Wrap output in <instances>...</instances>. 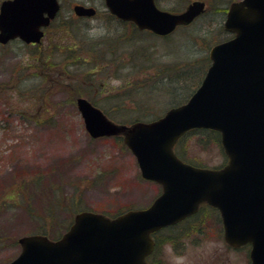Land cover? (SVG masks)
<instances>
[{"label":"water","instance_id":"water-1","mask_svg":"<svg viewBox=\"0 0 264 264\" xmlns=\"http://www.w3.org/2000/svg\"><path fill=\"white\" fill-rule=\"evenodd\" d=\"M108 10L140 29L168 34L204 10L193 1L180 12L159 9L154 0H104ZM59 9L57 0H5L0 5V42L19 37L38 42L42 26ZM77 15L93 7L74 5ZM225 30L233 33L209 50L205 75L188 98L156 120L131 124L110 120L86 98L76 106L92 137L121 135L143 178L162 186L146 208L117 217L81 211L57 240L41 234L21 236V252L6 264H147L150 232L195 212L201 202L219 209L224 238L231 245L251 243V264H264V0L230 4ZM220 133L227 163L196 167L173 152L188 129Z\"/></svg>","mask_w":264,"mask_h":264},{"label":"rangeland","instance_id":"rangeland-1","mask_svg":"<svg viewBox=\"0 0 264 264\" xmlns=\"http://www.w3.org/2000/svg\"><path fill=\"white\" fill-rule=\"evenodd\" d=\"M77 1L94 5L96 16L83 20L75 18L71 29L66 27L67 33L64 26L57 24L55 30H51L52 36L45 38L49 46L45 51L51 50V56L60 60L58 55L64 52L56 50L57 45L96 49L97 44L102 46V41L112 43L110 49L117 54V60L109 61L108 58L107 65H101L91 55L83 54L90 61L82 62L80 66L74 63L69 71L77 72L75 78L80 82L86 71L92 72L97 84L92 86L88 83L86 90L90 94L85 97H93L104 110L113 114L118 100L134 105L133 99H138L146 103L153 116L163 114L171 102L184 97L186 90L172 92L166 83L158 82L153 86L148 84L139 91H131L134 97L131 100L127 95L109 99L102 97L128 88L132 81L143 78L144 72L155 76L160 68L202 56L207 45L200 38H209V42L214 34L220 38L218 24L222 23V10L228 5L211 4L212 0H208L210 3L206 4V12L188 26L180 25L166 36L134 30L130 37V28L108 18L102 0H60L61 22L71 21L68 15L73 14L72 5ZM188 1L157 0V3L164 8L179 10ZM215 8L217 11H214ZM121 32L123 36H120ZM148 49L152 58L146 61L150 54L144 58L142 53ZM31 50L15 43L0 45V264L19 253L17 238L34 227L33 219L24 206L13 204L9 198L19 189V181L34 173L40 172L41 184L47 186V190L51 188L48 191L50 198L54 196V189L60 197L71 198L77 187L76 196H81L79 205L97 212H112L120 206L145 207L160 192L158 184L140 177L135 157L125 145L113 137L89 136L70 90L62 86L49 89L50 86L37 76L30 75L35 71L29 56ZM38 52L32 53L37 55ZM119 61L123 67L118 65L116 69L119 72H113ZM115 73L119 74L118 78ZM197 78L194 75V80ZM40 88L46 90L44 103L41 104L35 95ZM187 139L188 153L194 160L210 167L223 162L224 155L218 145L200 149L194 137ZM36 198H31L33 211L41 215L46 198ZM216 215L215 211L204 208L198 216L199 223L189 232H180L179 238L162 239L157 251L160 264H247L245 248H227ZM55 218L53 225H49L51 228L64 225L70 213L59 209Z\"/></svg>","mask_w":264,"mask_h":264},{"label":"trees","instance_id":"trees-1","mask_svg":"<svg viewBox=\"0 0 264 264\" xmlns=\"http://www.w3.org/2000/svg\"><path fill=\"white\" fill-rule=\"evenodd\" d=\"M169 10L177 11V8H170ZM214 11H217V8L214 9ZM219 11V10H218ZM70 22L67 21H60L59 16L55 18V20L51 24V28L56 27V25L64 26V32L67 33L66 27L70 28L73 25V18L70 15ZM61 22V23H60ZM123 27L130 28V37L132 36L134 30H137L134 25H132L129 22H119ZM219 26V32L218 36L220 35V38H200L203 42L206 43L207 48L211 46V44L216 43L218 41H221L223 39H226V32L223 31V27L221 24H218ZM55 30V29H54ZM50 31V29H49ZM48 31V33H49ZM138 31V30H137ZM55 33V32H54ZM220 33V34H219ZM53 33H50L49 36L51 37ZM124 33L121 32L120 36H123ZM130 37L128 39H130ZM121 41V40H120ZM209 42V43H208ZM93 45V44H92ZM102 46H99L97 44L96 49L93 48H85L84 46H79L78 48L74 45H65V46H55V49L58 51H63L64 54L58 55L60 60H56L51 56V50L49 52L43 51L38 52L37 55H34L32 52L35 50H39V46L36 48H33L30 53V57L32 58V63H34V69L35 71H32V76H37L41 82H43L46 86H50L49 89L52 87L58 88L60 86L65 88L66 90H70V92L73 94L74 97L77 96H85L88 93V83L92 86L96 85L97 83L94 82L92 78V72L86 71L84 74V77H81L83 81L80 82L78 78H75V75H77V72H70L69 67L73 65L74 63H77L76 66H80L82 62H89L90 60L86 58V56H83V54L91 55L92 59L99 64H105L106 62H109L111 60L115 61L117 60V54L110 49V44L108 43H101ZM76 51V52H74ZM37 52V51H36ZM56 52V51H55ZM33 54V55H32ZM150 54L149 49L146 51V53H142V57H147ZM111 56V57H110ZM106 57V58H104ZM108 58L110 60L108 61ZM148 58V59H147ZM145 58V60L149 61L152 57L151 54L149 57ZM97 60H103V61H97ZM153 61V60H151ZM119 61V68H122L123 65H120ZM59 64H62V67H59ZM209 64V57L207 53V49H205V52L202 56L194 59H187L183 63H175L172 66H165L163 68H160L156 73L155 76H148V71L144 72L143 78L136 79L132 81L131 86H127L128 88L112 93L109 95H106L102 97V99H109L110 97H119L126 96L131 100L133 99V94H131V91L136 90L139 91L146 85L153 86L155 83L163 82L166 83L168 88L172 90V92H183L186 90L184 97H182L180 100L177 99L170 103V106L177 105L185 101L188 96L195 90V88L198 86L199 82L201 81L205 69ZM100 65V67H102ZM147 68V67H146ZM145 68V69H146ZM76 69V68H75ZM149 69V68H148ZM113 72H119L118 69H115ZM194 75H197V79L194 80ZM114 76L116 78L119 77V74L115 73ZM71 79H70V78ZM130 81V80H128ZM125 82V83H128ZM124 83V84H125ZM123 84V85H124ZM89 86V87H92ZM99 87V84L97 85V88ZM42 90V91H41ZM38 91V88H37ZM45 91L44 89L40 88L39 92H35L36 99L39 100V103H44L45 98ZM82 91V92H81ZM84 91L85 92L84 94ZM50 92V91H49ZM48 93V92H47ZM46 93V94H47ZM49 95V93H48ZM132 97V98H131ZM31 99H34L33 96L30 97ZM88 99L94 104L98 105L97 101L92 97H88ZM135 102H134V101ZM134 105L131 104H124L123 102H120L118 100L117 104H115L114 113L112 114L109 111L104 110L102 107V110L105 114H107L112 120L120 123H131L136 120H145L150 121L156 118L157 116H153V113L148 111V108L146 107L145 102H140L138 99H133ZM44 105V104H43ZM100 107V106H99ZM194 137L195 138V144L200 149H207L211 145H218L220 147V140H219V133L215 130L211 129H191L186 134H184L177 144L175 145L174 149L176 154L185 162H188L190 164L196 165V166H202V163L200 161H197L196 159L189 156L188 153V137ZM114 140H117L122 145V138L120 136L113 137ZM19 189L15 190L13 194L9 197L10 200L13 202V204L22 205L24 206V209L29 214V217L31 220L33 219L34 227L30 229V233H40L45 234L49 236L50 238H58L61 233L66 230L72 220V216L74 213H76L79 210L84 209L82 206L79 205V202L81 200V196H76L78 188L75 187L73 194L71 195V198H65V196L62 195V197L59 196L58 191L56 189L53 190L54 196L52 198L49 197L47 186L41 184V174L40 172L38 174H33L29 178H23L18 183ZM27 196V198H26ZM37 197L36 199H44L46 198V206L43 209V213L41 215H36L33 211L34 207L31 204V198ZM28 199V201H27ZM23 203H26L27 205H23ZM133 208L130 206L126 207H117L112 212L103 211L102 213L107 214L109 216H115L117 214H120L124 212L125 210ZM59 209L67 210L70 213V218L64 223V225H59L61 228L59 229V226H56L54 228H51L49 225H53L55 218V215L59 211ZM49 221V223H48ZM199 221V220H198ZM49 226V227H48ZM157 246L159 242H156ZM160 245V244H159Z\"/></svg>","mask_w":264,"mask_h":264},{"label":"flooded vegetation","instance_id":"flooded-vegetation-1","mask_svg":"<svg viewBox=\"0 0 264 264\" xmlns=\"http://www.w3.org/2000/svg\"><path fill=\"white\" fill-rule=\"evenodd\" d=\"M5 1V0H0V5L2 4V2ZM191 1H194V0H189L187 2V4ZM204 2V4H209L210 1L208 0H201ZM237 1H240V0H212L211 1V4H233V3H236ZM59 4H61L60 0H58ZM73 4H85V5H91L89 3H86V2H75ZM93 17V16H92ZM81 19H86V18H90V17H86V16H82L80 17ZM47 37V30L44 29V35L40 38V41L38 43H35V42H30L28 44H25L23 43L22 41H19V39H13V40H9L7 41L6 43H0V45H7V44H10V43H15L17 45H20L21 47L23 48H36L39 46V50H35V51H40V52H43L45 50H47V48L49 46H47V42L45 41V38ZM218 221L220 222V229H221V233H222V238L224 240V235H223V231H224V227L221 223V220H220V217H219V214L216 215ZM186 222V227L185 226H180V224L182 222ZM197 223H196V220L195 218H186L184 219L183 221H181L180 223H177L176 225H172V226H166V227H163L155 232L152 233V236H153V239L155 241V245L153 247V249L146 255L145 257V260L147 262V264H160L159 262V258L157 257V251L159 250V247L162 243V239H168V238H179V235L180 232L181 233H187L189 232L194 226H196ZM200 226V225H198ZM200 228V227H198ZM175 235V236H173ZM159 242L158 246L156 244V242ZM224 242L226 243V246L228 249H231V250H239L241 248H245L246 249V255H247V264H250V259H249V250H250V244L246 243V244H243V245H239V246H234V245H231V244H228L225 240Z\"/></svg>","mask_w":264,"mask_h":264}]
</instances>
